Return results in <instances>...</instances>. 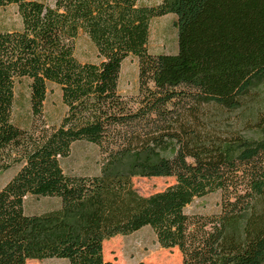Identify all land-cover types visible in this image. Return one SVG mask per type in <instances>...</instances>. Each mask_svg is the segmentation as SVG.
<instances>
[{"label":"trees","instance_id":"1","mask_svg":"<svg viewBox=\"0 0 264 264\" xmlns=\"http://www.w3.org/2000/svg\"><path fill=\"white\" fill-rule=\"evenodd\" d=\"M10 5L22 27L0 31V172L19 169L0 189V264H113L103 243L146 227L181 264H264V0H0ZM170 14L176 54L152 55L150 22ZM79 34L97 63L74 57ZM129 56L138 90L123 97ZM22 79L30 130L12 123ZM49 84L66 109L57 126L43 119ZM79 142L98 148V174L63 171ZM135 177L173 184L142 196ZM216 193L215 213L185 212ZM28 196L59 206L28 215Z\"/></svg>","mask_w":264,"mask_h":264},{"label":"rangeland","instance_id":"2","mask_svg":"<svg viewBox=\"0 0 264 264\" xmlns=\"http://www.w3.org/2000/svg\"><path fill=\"white\" fill-rule=\"evenodd\" d=\"M51 4L53 0H35ZM161 0H138L142 6H156ZM175 16L166 15L151 20L149 27L148 52L152 55H174L177 51ZM21 27L17 7L15 5L0 9V31H14ZM74 57L80 63H97V52L90 40L84 34H79L74 43ZM137 60L129 56L121 65L118 92L123 97H131L138 90ZM262 97L260 106L264 109V81L259 86ZM60 88L56 85L47 86L46 99L43 105V119L48 126H57L65 114ZM12 123L25 130L33 127L29 104V81L22 79L15 83L12 109ZM103 158L97 147L79 142L72 145L70 155L61 160V166L66 174L96 175L99 172ZM19 166H13L5 172H0V189L16 174ZM173 184V179L139 178L132 179L133 188L138 194L148 196L164 190ZM220 194H210L195 200L186 208L187 214L197 213L209 215L218 211ZM59 206V201L53 198L26 197L24 212L28 215L41 214ZM103 257L113 264H181L180 254L176 249L164 250L156 242L154 233L148 227L125 237H115L103 243ZM26 264H68L65 260H29Z\"/></svg>","mask_w":264,"mask_h":264},{"label":"crops","instance_id":"3","mask_svg":"<svg viewBox=\"0 0 264 264\" xmlns=\"http://www.w3.org/2000/svg\"><path fill=\"white\" fill-rule=\"evenodd\" d=\"M21 27H22V25H21ZM21 27H20V29H21ZM20 29H19V30H20Z\"/></svg>","mask_w":264,"mask_h":264}]
</instances>
